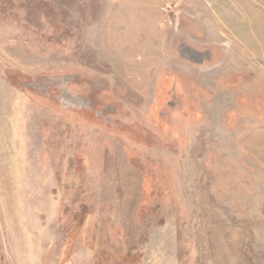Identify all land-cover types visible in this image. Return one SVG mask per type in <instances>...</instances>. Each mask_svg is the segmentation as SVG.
<instances>
[{
  "label": "rangeland",
  "instance_id": "rangeland-1",
  "mask_svg": "<svg viewBox=\"0 0 264 264\" xmlns=\"http://www.w3.org/2000/svg\"><path fill=\"white\" fill-rule=\"evenodd\" d=\"M0 264H264V0H0Z\"/></svg>",
  "mask_w": 264,
  "mask_h": 264
}]
</instances>
